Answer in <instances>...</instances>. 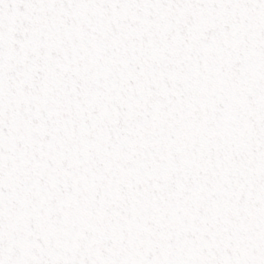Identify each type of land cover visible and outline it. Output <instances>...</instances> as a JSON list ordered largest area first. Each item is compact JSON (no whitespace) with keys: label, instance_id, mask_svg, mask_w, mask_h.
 <instances>
[{"label":"snow or ice","instance_id":"obj_1","mask_svg":"<svg viewBox=\"0 0 264 264\" xmlns=\"http://www.w3.org/2000/svg\"><path fill=\"white\" fill-rule=\"evenodd\" d=\"M0 264H264V0H0Z\"/></svg>","mask_w":264,"mask_h":264}]
</instances>
